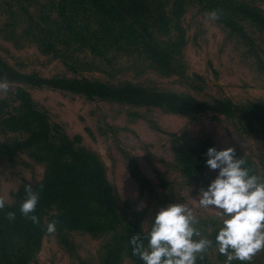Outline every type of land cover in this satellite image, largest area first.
<instances>
[{
	"label": "rangeland",
	"instance_id": "rangeland-1",
	"mask_svg": "<svg viewBox=\"0 0 264 264\" xmlns=\"http://www.w3.org/2000/svg\"><path fill=\"white\" fill-rule=\"evenodd\" d=\"M244 7L264 16V0H0V66L140 91L136 102H126L6 80L9 90L0 92L5 207L14 206L24 186L42 184L53 159L69 161L67 150L56 151L68 144L94 157L83 170L100 174L109 203L99 207L88 188L90 212L72 227L62 220L53 233L47 219L59 205L44 208L38 217L46 229L31 243L11 237L0 221V264H136L125 239L146 237L156 213L171 203L193 208L196 228L213 240L196 264H225L215 245L223 218L197 205L198 191L218 172L206 164L207 149L235 148L251 173L264 178V125L144 102L152 93H171L264 109V26L242 14ZM213 10L218 20L209 18ZM88 181L79 187H92ZM232 264H264V250Z\"/></svg>",
	"mask_w": 264,
	"mask_h": 264
},
{
	"label": "clouds",
	"instance_id": "clouds-1",
	"mask_svg": "<svg viewBox=\"0 0 264 264\" xmlns=\"http://www.w3.org/2000/svg\"><path fill=\"white\" fill-rule=\"evenodd\" d=\"M209 18L218 20L220 12L211 11ZM8 90V82L0 79V92ZM206 155V164L218 172L206 188L198 191V208L214 210L223 218L215 245L226 257L225 264H232L234 260L250 261L253 255L264 250V178L251 173L245 166L246 160L237 156L233 147L219 150L209 147ZM25 191L27 196L20 205V212L33 223H39L35 215L39 193L33 191L31 185H26ZM5 204V198L0 196V209ZM8 218L14 220L15 213L9 212ZM56 223H48L49 233L55 232ZM198 223L197 214L187 204L171 203L161 207L147 236L142 238L140 233H134L131 237L132 253L139 256L143 264H196L198 257L202 258L213 245V240L198 231Z\"/></svg>",
	"mask_w": 264,
	"mask_h": 264
},
{
	"label": "trees",
	"instance_id": "trees-1",
	"mask_svg": "<svg viewBox=\"0 0 264 264\" xmlns=\"http://www.w3.org/2000/svg\"><path fill=\"white\" fill-rule=\"evenodd\" d=\"M240 12L264 26V16L260 13L248 7L240 8ZM0 79L43 83L57 89L80 92L89 98L97 97L116 99L126 102H136L139 98L140 92L137 88L132 86L116 88L103 83L87 80L42 79L37 75H26L17 72L9 66H0ZM144 103L181 112L215 113L226 116L235 115L239 116L246 124L259 122L264 125V109L237 108L231 103L224 101H218L215 104L210 105L202 103L193 97L184 98L171 93H152ZM22 145L24 144H21L20 146ZM62 147L63 150L59 149L56 151L65 153L64 151L67 150L70 153V160H64V162H61L60 157L53 159L49 162L46 180L42 184L32 188L33 191L39 193L35 215L38 216L39 213L42 214L44 208L50 209L52 205L57 203L60 209L58 210V214H51L49 219H47V222L56 221L59 224L62 220L67 221L68 219L67 224L72 227L75 226L76 223L82 221V216H86L85 214L87 210L90 212V207L86 205L88 203V188L92 189V195L94 197L92 202L99 207L103 204L109 203V196L107 194L108 188L103 186L100 174L96 175L92 171L87 172L83 170L85 168H90V164L87 160L94 162V157L84 152L74 150L70 144ZM1 148L9 150L10 146L5 144ZM80 167L82 170H79L80 172H78L77 169ZM87 177H89L88 184L90 183L93 188L90 186L80 188V182L87 183ZM66 180H68V186L66 185ZM59 192L62 196H60ZM26 196L27 194L24 186L18 194L14 206L0 209V221H3V225L8 228L10 236H16L20 243L35 242L36 239L40 238L42 231L46 229L45 219L43 221L39 218V223H33L28 217H25L20 212V205L26 199ZM59 196L64 200V204L57 200ZM9 212L15 213L14 220L8 218ZM131 237L132 235H129L127 239H125L128 242L127 252L136 264H143V261L139 256L133 255L132 253V245L130 244ZM6 243L10 242L7 240Z\"/></svg>",
	"mask_w": 264,
	"mask_h": 264
}]
</instances>
